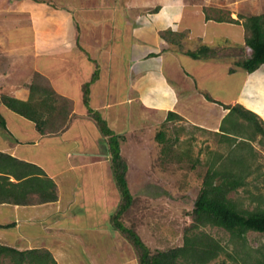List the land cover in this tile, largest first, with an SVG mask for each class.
Segmentation results:
<instances>
[{
    "label": "crops",
    "instance_id": "0c3cea01",
    "mask_svg": "<svg viewBox=\"0 0 264 264\" xmlns=\"http://www.w3.org/2000/svg\"><path fill=\"white\" fill-rule=\"evenodd\" d=\"M140 1L0 0V95L27 101L38 73L59 98V103L50 100V104H60L68 113L67 118L53 119V125L64 124L60 130L52 127L41 134L35 123L0 103L5 121V128L0 129V153L40 167L58 193L56 202L0 203L1 246L18 251L46 249L56 264H105L95 260L97 251L82 239L85 234H102L98 231L106 229L105 212L97 217L92 214L95 224L85 225L86 233L77 223L86 201L83 189L98 184L92 176L103 172L109 179L111 174L106 165L109 155L95 144L104 139L88 108L99 113L114 134L124 137L121 153L129 137L153 131L158 132L159 145L154 150L161 153L159 148L166 140L183 151L187 129L197 137L199 148L209 138L202 153H222L219 146L227 153V143L217 135L228 113L225 106L241 105L264 123L263 66L247 72L235 89L229 80L235 72H229L226 60H197L186 55L200 46L216 47L219 37L225 42L229 33L221 29L219 36L215 31L223 24H234L206 20L198 3L162 0L154 6L152 0ZM96 70L98 78L91 82ZM211 84L215 95L209 92ZM86 85L88 106L83 93ZM40 89L35 93L37 100L46 90L44 86ZM169 112L181 119L167 121ZM184 112H192L189 128L182 120ZM171 127L175 129L170 131ZM159 133L163 135L160 140ZM8 177L15 181L12 175ZM116 189L115 183L107 186V193L101 195L104 202L108 194L115 202ZM63 219L71 220L72 225H65ZM81 247L90 252L87 263L79 256ZM113 259V264H130Z\"/></svg>",
    "mask_w": 264,
    "mask_h": 264
},
{
    "label": "trees",
    "instance_id": "16d2710c",
    "mask_svg": "<svg viewBox=\"0 0 264 264\" xmlns=\"http://www.w3.org/2000/svg\"><path fill=\"white\" fill-rule=\"evenodd\" d=\"M211 19L206 14V20ZM244 20L242 23L244 45L251 50V55L236 63V66L248 73H253L261 66L264 67V15L250 16ZM215 21L238 24L237 20L230 18L220 17ZM218 49L200 46L196 50L187 51L186 55L197 60L218 59L216 58ZM234 70L231 68L229 72L233 73ZM97 78L98 71L96 70L91 82ZM47 85L45 78L36 73L30 85V96L27 101L0 95V103L12 112L35 123L41 134L52 127L58 131L64 124L61 127L53 125V119L57 120L58 115H61L63 119L62 114L67 118L68 113H65L64 108L61 109L60 104H50V100L52 103L54 101L59 103V98ZM43 86L46 89L42 92L44 97L37 100L35 93ZM83 93L84 103L88 106V85L83 88ZM205 97L212 101L207 94ZM225 109L228 113L223 118L217 135L219 141L227 143L229 151L225 155L214 153L209 169L203 177L202 188L194 201L191 224L184 230L182 245L152 253L139 235L122 222V217L133 204V196L126 178L128 165L120 149L124 137L114 134L99 113L88 108L89 117L95 122L107 144L111 174L120 196L110 222L112 228L133 247L137 264H208L220 255H225L232 261V264L237 262L264 264V245L253 248L248 245L246 239V234L249 232L264 235V195L250 197L251 201L257 203L253 210L243 209L236 201L228 198L230 192L246 184V178L252 173L251 166L257 157L253 143L257 142L260 146H264V123L255 113L246 110L241 105L225 106ZM174 118L179 119L180 117L169 112L167 121ZM0 127L5 128V121L1 114ZM162 137L160 133L157 135L158 140ZM189 152L187 149L183 151L186 154ZM198 161L197 159L194 162ZM227 162L230 168L226 166ZM9 175H12L15 181H9ZM57 199L56 184L45 175L40 167L0 153V203L38 205L56 202ZM205 226L217 227L229 233L230 242L234 245L233 251L228 252L218 240L200 230ZM7 263L56 264L51 253L46 249L18 251L0 245V264Z\"/></svg>",
    "mask_w": 264,
    "mask_h": 264
},
{
    "label": "rangeland",
    "instance_id": "374dc122",
    "mask_svg": "<svg viewBox=\"0 0 264 264\" xmlns=\"http://www.w3.org/2000/svg\"><path fill=\"white\" fill-rule=\"evenodd\" d=\"M161 2L162 0H152L154 6ZM185 2L188 4H200L203 6V12L214 20L221 17L238 21V24L233 23L234 25L232 26L223 24L220 29L218 28L215 31L218 33L217 35L221 33V29L229 33V39L225 42H221L224 39L219 37L220 35L218 36L221 40L218 41L216 46V48H219L216 58L226 60V63L229 64V69H235V74L229 76V80L236 89L237 83L247 74L245 70L236 66V63L249 58L251 55V50L244 45L242 23L247 17L264 15V0H185ZM139 3H141L140 0ZM149 12H151V9ZM240 17L243 18L240 19ZM260 69L263 68L261 67ZM193 80L196 79L194 78ZM214 88L211 84L209 92L213 95L216 94L212 90ZM183 114L184 119L182 120H184L186 127L189 128L188 123L192 119L190 115L192 112L189 114L184 112ZM60 116L58 115L57 118ZM0 129L2 130L1 127ZM157 129H160V126ZM174 129V127L169 128L170 131ZM152 133L143 136L135 134L129 137L131 138L130 141H126L125 145L123 144L124 153L121 154L128 165L126 178L133 196V204L122 217V222L125 226L132 228L150 251L155 253L156 251H165L182 245L184 230L191 224V211L194 201L202 188L203 177L209 169L214 153H202L206 148L205 146H207L205 143L209 141V138L202 140L201 148H199L200 143L197 141V137L196 139L193 137L190 129H187L184 134L185 142L183 144L185 149L190 151L189 153H183L184 150L182 151L181 147H171V144L169 145L170 141L166 140L163 141L164 150L162 151L163 148L161 146L159 148L161 153H159V151L154 150V148L157 149L159 146L155 139L158 132L153 131ZM95 144L98 149L100 148L102 152L108 154L106 142L98 141ZM253 144L257 151V157L251 166L252 173L246 178L244 186L228 194V198L236 201L243 209L248 210H253L257 205L256 201L250 200L251 196L264 195V148L260 147L257 142ZM215 146V142L212 140V147ZM197 149H200V153H197ZM218 150L222 153L217 154H226L223 153L225 152L224 148L222 150L219 146ZM197 159L199 161L197 163L194 162ZM247 164H249L248 161ZM106 165L110 166V163H106ZM226 166L228 168L231 167L228 162ZM92 177H95L94 179L98 184L91 183L92 185H87L83 189L82 193H84L83 196L86 201L81 206V212L78 214L81 217L77 223L84 229L87 224H95L91 219L92 214L97 217V213L105 212L104 222L106 221L107 230L98 231L102 233L99 236L96 234V236L85 234L82 238L83 241L85 243L90 242L93 250L97 251V253L91 252L92 254L94 253L96 261L97 257L100 262L113 264L112 260L115 258L117 262L128 260L130 264H137L133 247L118 231L112 228V223L110 222V218L118 206V203L115 205V202L120 200L119 192L117 189L115 190V198L117 196L115 202L111 200L113 198L109 194L105 199V202L108 201L106 205L102 199V194L107 193V186L111 183L114 185L112 174H110L109 179L104 178L103 172L100 175L97 173L96 176ZM103 178L105 181L104 185H107L105 191L102 188ZM110 201L112 203L108 206L109 204L107 203ZM66 214L68 216L72 215L70 211H67ZM101 222H103L102 218L99 223L101 224ZM63 223L68 226L72 225L69 219H63ZM85 229L84 232L86 233L88 230ZM200 230L218 240L226 247L228 252L231 253L233 251L234 245L230 242V234L223 229L205 226ZM246 239L248 245L253 248H259L264 245V235L262 234L249 232L246 234ZM81 248L83 250L78 248L79 256H81L83 263H87V257H91L89 255L90 252L89 250H84L83 247ZM223 261L225 264H232V261L225 255H220L208 264H221ZM235 264L242 263L237 262Z\"/></svg>",
    "mask_w": 264,
    "mask_h": 264
},
{
    "label": "bare ground",
    "instance_id": "6f19581e",
    "mask_svg": "<svg viewBox=\"0 0 264 264\" xmlns=\"http://www.w3.org/2000/svg\"><path fill=\"white\" fill-rule=\"evenodd\" d=\"M253 93V92H252Z\"/></svg>",
    "mask_w": 264,
    "mask_h": 264
}]
</instances>
